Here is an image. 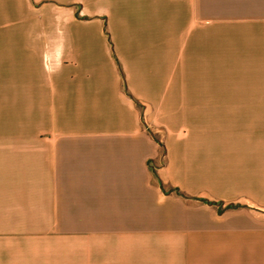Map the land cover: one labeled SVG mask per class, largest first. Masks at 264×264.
<instances>
[{"label":"crops","instance_id":"1","mask_svg":"<svg viewBox=\"0 0 264 264\" xmlns=\"http://www.w3.org/2000/svg\"><path fill=\"white\" fill-rule=\"evenodd\" d=\"M0 264H264V0H0Z\"/></svg>","mask_w":264,"mask_h":264},{"label":"trees","instance_id":"2","mask_svg":"<svg viewBox=\"0 0 264 264\" xmlns=\"http://www.w3.org/2000/svg\"><path fill=\"white\" fill-rule=\"evenodd\" d=\"M162 189H164V186L159 182ZM167 191H177V189L169 188Z\"/></svg>","mask_w":264,"mask_h":264}]
</instances>
